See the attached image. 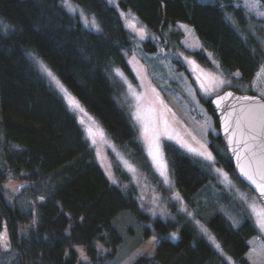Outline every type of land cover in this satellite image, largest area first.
I'll return each mask as SVG.
<instances>
[{
	"label": "trees",
	"instance_id": "trees-1",
	"mask_svg": "<svg viewBox=\"0 0 264 264\" xmlns=\"http://www.w3.org/2000/svg\"><path fill=\"white\" fill-rule=\"evenodd\" d=\"M71 1L95 16L97 27L88 26L62 0H0V131L5 165L0 167V227L5 222L11 229L20 263L102 264L114 259L124 242L118 220L129 212L136 225L128 227L130 235L138 228L142 241L158 238L156 251L139 255L132 264H255L246 255L253 236L261 235L252 213L224 188L209 162L164 139L183 203L210 228L221 249L195 224L189 209L182 211L167 197L169 190L151 162L132 111L121 100L125 85L114 68L135 79L129 54L162 46L183 49L178 27L183 22L194 27L202 44L198 50H185L188 55L209 67L214 58L231 82L227 87L261 96L264 20L252 15L241 0ZM261 5L264 9V0ZM119 7L138 16L149 30L146 39H139L127 26ZM33 54L49 64L100 120L119 151L156 184L168 205L166 214H154L142 205L133 175L112 151L116 181L107 176L77 113L40 70ZM210 99L203 102L219 128ZM219 129L208 134L216 160L253 191L238 177ZM9 171L36 193L35 221L27 220L5 191ZM214 190H225L230 197L213 198ZM172 233L178 239H172ZM77 246L84 247L87 260L80 258Z\"/></svg>",
	"mask_w": 264,
	"mask_h": 264
},
{
	"label": "rangeland",
	"instance_id": "rangeland-1",
	"mask_svg": "<svg viewBox=\"0 0 264 264\" xmlns=\"http://www.w3.org/2000/svg\"><path fill=\"white\" fill-rule=\"evenodd\" d=\"M241 1L244 5V0ZM62 3L69 9V11L78 13L88 26H92L91 21L93 19L95 20L96 26L98 25L97 18L79 7L76 2L62 0ZM72 9H75V11H72ZM119 9L127 26H129L135 35L138 36L139 39H146L149 30L140 22L138 16L130 10L124 11L120 7ZM260 10L264 11L262 7ZM252 15L264 20V16L253 13ZM178 27L183 34L181 38L183 49L177 48L176 51H172V49L168 50L164 46L159 47L158 51L146 52L142 49H138V51H134L127 56L135 79H131L127 76L124 70L120 67L114 68V73L124 82L126 96L121 97V100H123V103L128 105L132 111L133 119L137 123L138 132H140V136L145 143L151 162L154 164L157 173L160 174L165 186L169 190L168 196H166L171 200L177 201L182 211H184V209L188 211L189 209V212L192 213L190 217L193 218L195 224L198 225L204 235H206L216 246L219 243L215 235H213L210 228H208L199 217L197 218L194 215L189 206L183 203L181 194H179L175 187V183H173L172 173H170L169 169V162L167 161L166 153L164 152V139L176 141L184 150L190 152L195 157H199L205 162H209L213 171L216 172L219 181L223 183L224 188L228 192H231L236 200L241 202V205H243L250 214L252 213V210L249 207L250 204L255 202L261 208H264V204L259 200L255 192L236 181L229 170H226L225 167L219 164L218 160H216L215 153L209 144L210 140L208 134L210 131H218L219 128L215 125V118L203 102V98H211L214 93L224 90L228 86V83L223 86H217L218 80L223 79L228 81V79L221 74L219 64L214 58H212L214 65L209 67L201 64L193 55L187 54L186 51L190 52L191 50H198L201 48L202 44L191 24L189 25L187 23L179 22ZM33 55L40 70L45 72L43 69L47 68V70L50 71L61 84H63L70 96L73 97L83 109V111L75 109L68 102L66 96L61 92L71 109L77 113L78 118L84 127L85 134H87L90 143L93 144L98 161L103 166L107 176L113 181H116L111 154H109L110 151H112L114 152L113 154H116L117 159L122 162L131 175H133V178L140 189L142 205L144 207L146 206L152 213L161 215L166 214L168 205L156 188V184H153L144 174H141L138 166L131 162L122 151H119L100 120L97 119L92 112L86 109L84 104L68 90L67 86L60 80L56 72L51 69L49 64L35 54ZM193 61L195 63H192ZM117 72H119V75ZM47 77L53 86L57 88L51 78L48 75ZM57 90L60 92L58 88ZM138 113L141 119H137ZM145 126L148 128L147 138L144 131ZM89 129L92 130L91 135L89 134ZM93 141H95V143H93ZM3 142L4 138L0 131V167L2 168L5 166L1 159V145ZM154 145L159 146L161 153L160 160H154L152 155H150V151L153 149ZM182 145H187L198 151L211 153L214 159L210 161L203 156L197 155L195 152L189 151L188 147ZM161 160L166 162V170L161 169ZM217 169L220 171L218 172ZM162 170L165 171L164 176L161 175ZM224 174H227L228 179H225ZM165 176L168 179L167 183H165ZM229 181H231V183H229ZM5 191H7V194L11 199L16 201L19 210L27 220H36L38 198L35 195L36 193L30 189L29 183L25 179H22L16 173L9 171L5 181ZM227 191L214 190L211 195L213 198H219V196L223 194L230 197L226 194L228 193ZM245 195L247 196V200L242 199V196ZM233 196L232 198H234ZM220 207H222L223 210L226 209L224 208L225 206L223 203ZM128 213L129 212L124 213V215L122 214L118 220V224L120 225H118V227L121 229L124 242L118 246V251L114 259L107 258L102 264H132L140 254L151 255L156 251L155 247L157 243L153 242V236L142 241L139 238L138 228L134 234L130 235L128 227L134 225L135 228L136 225L132 222V219L134 218L131 215L129 216L130 213ZM226 213L228 212L226 211ZM253 217L256 222L257 217L254 215ZM196 221H199V224H197ZM201 225L204 229H207L206 233L202 230ZM5 231L7 233V247L0 246V264H21V256L18 251L19 248L14 244V235L7 223L4 222L0 227V232ZM260 233L261 235L253 236L250 241L252 247L246 253L251 262L255 264H264V231L260 230ZM170 237L176 240L178 239V234L175 233L174 238L171 234ZM77 249L80 258L82 260H87L88 255L86 254L84 247L77 246ZM218 249L220 250L221 246Z\"/></svg>",
	"mask_w": 264,
	"mask_h": 264
},
{
	"label": "snow or ice",
	"instance_id": "snow-or-ice-1",
	"mask_svg": "<svg viewBox=\"0 0 264 264\" xmlns=\"http://www.w3.org/2000/svg\"><path fill=\"white\" fill-rule=\"evenodd\" d=\"M244 6L249 10V12L264 16V11H261V3L260 0H244ZM75 11V9H72ZM93 27H97L95 24V20L91 21ZM142 31V30H141ZM192 63H195L194 61ZM46 74L51 78V80L55 83L57 88L62 92L68 102L75 108L80 111L83 109L80 107L79 103L70 96L67 89L64 88L63 84L60 83L56 77L47 70V68L43 69ZM119 75V72H117ZM235 75H239L236 73ZM226 83H231L230 81H225L223 79L218 80L217 86H223ZM203 87V86H202ZM231 95V93H229ZM261 96H264V92L261 93ZM246 101H251L244 109L241 110V115L237 118L236 126L233 128L232 134L236 135L240 134L241 139L237 141L238 143H242L244 146V151L249 155L246 157V163L240 165L241 175L249 181L252 185L255 186V189L260 193L261 197H264V102H258V98L256 97H244ZM137 119H141L139 113L137 114ZM167 123V122H165ZM145 134L147 138L148 128L145 126ZM227 131V129H226ZM89 134H92V130L89 129ZM95 143V141H93ZM184 147H188V150L191 152H195L197 155L203 156L208 160H213V156L211 153H206L203 151H198L197 149L191 148L187 145H182ZM203 147V146H202ZM150 155H152L154 160H160V149L158 145H154L153 149L150 151ZM239 158V157H238ZM160 167L163 170H166L167 164L166 162L160 161ZM161 171V175H165V171ZM219 172L220 170L217 169ZM225 175V179L227 178V174ZM168 182L167 177L165 176V183ZM231 183V181H229ZM178 198V194H177ZM43 199V197H41ZM242 199L247 200V196H242ZM264 203V201H262ZM252 210V215L257 217L256 226L264 231V208L259 207L255 202L249 205ZM184 211H187L184 209ZM155 214V213H154ZM189 216L192 213H187ZM199 224V221H196ZM202 230L206 233L207 229H204L201 225ZM172 237H175V233H172ZM153 242L158 243V240L155 236H153ZM0 246L7 247V233L0 232ZM217 248L220 247L219 244L216 245ZM141 256L145 254H140Z\"/></svg>",
	"mask_w": 264,
	"mask_h": 264
},
{
	"label": "water",
	"instance_id": "water-1",
	"mask_svg": "<svg viewBox=\"0 0 264 264\" xmlns=\"http://www.w3.org/2000/svg\"><path fill=\"white\" fill-rule=\"evenodd\" d=\"M229 93H231V95H229ZM246 96L256 97L258 98V102H264V98L259 94L255 95L248 91L242 92L236 89L234 90L231 87H226L224 90L214 93L213 97L210 99V104L214 109L216 118H218L221 139H223L225 148L228 150L233 160L234 169L238 177L245 181V183L255 191L257 197L262 202L264 201V197H261L260 193L255 189V186L241 175L240 165L246 163V157L249 154L244 151L243 144L237 142L241 139L240 134H232L233 128L236 126L237 118L241 115V110L251 103V101H246L244 99Z\"/></svg>",
	"mask_w": 264,
	"mask_h": 264
}]
</instances>
